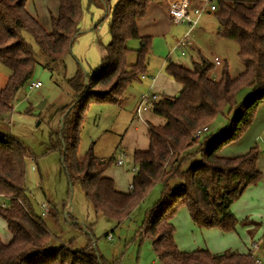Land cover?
<instances>
[{"label": "trees", "instance_id": "1", "mask_svg": "<svg viewBox=\"0 0 264 264\" xmlns=\"http://www.w3.org/2000/svg\"><path fill=\"white\" fill-rule=\"evenodd\" d=\"M151 1L117 0L109 26L111 41L103 46L99 68L90 77L77 72L67 80L73 98L81 97L61 112L57 135L61 166L69 184L80 186L94 213L116 224L129 216L155 184H161L162 198L148 213L140 234L149 240L160 264H256L250 253L178 251L170 220L183 207L198 229L232 232L238 221L229 211L230 206L248 187L264 178L257 170L256 147L235 158L219 156L223 146L242 136L257 108L264 104V0H215L216 35L237 45V57L243 65L236 78L229 76L226 64L217 77V69L211 77L213 64L201 54L190 70L167 61L164 72L180 87L179 97L162 96L151 103L153 115L161 118L163 125H147L148 147L133 153L135 173L127 193L116 191L113 180L104 175L115 158L98 160L92 148L82 157L76 155L87 102L93 99L120 106L128 87L145 76L152 38L140 37L136 22L144 17ZM27 2L0 0V64L10 72L0 90V117L12 113L14 95L30 81L36 65L49 71L63 69L64 58L79 32L81 0H58V12L50 17L49 32L27 12ZM88 2L87 6L100 8L109 0ZM25 36L31 38L36 49L25 41ZM131 40L139 44L135 51L127 47ZM132 52L136 60L128 64ZM244 88L250 89V95L236 105L235 96ZM71 112L72 118L67 119ZM226 114V130L211 141L207 136L210 126ZM203 128L207 132L199 141L195 135ZM32 157L21 142L0 136V198L6 201L0 205V219L10 235L7 243L0 239V264H105L101 257L88 253L92 242L84 255L69 245L50 249V234L41 220V211L34 213L25 185L26 161ZM189 161L191 164L184 168L182 165ZM172 180L179 184L170 188Z\"/></svg>", "mask_w": 264, "mask_h": 264}, {"label": "rangeland", "instance_id": "2", "mask_svg": "<svg viewBox=\"0 0 264 264\" xmlns=\"http://www.w3.org/2000/svg\"><path fill=\"white\" fill-rule=\"evenodd\" d=\"M116 1L109 0L102 7L96 8L92 4L87 6L88 0H81L82 16L79 32L71 44L70 53L64 58L63 69L49 71L41 65L34 67L30 81L14 95L12 113L0 117V136H8L21 142L33 154L32 159L26 161L25 185L35 214L40 212L39 203L45 201L50 205L49 215L41 219L50 234V249L69 245L73 251L84 255L89 242H92L89 244L92 249L88 253L101 257L105 264H160L151 243L141 238L140 234L148 213L158 205L162 198L163 186L155 184L136 204L129 217L116 224L94 213L80 186L69 184L60 162V142H58L57 135L63 118L61 112L69 106L72 107L79 96L81 97V95H76V98H73L74 95L67 80L74 77L77 72H80L83 77H90L99 68L104 55L103 46L111 41L109 26ZM31 2L32 0H28L27 5ZM217 28L218 23L214 12L204 13L197 27L188 32L191 47L196 49L191 47L184 49V56L179 55V50L169 40V36L152 39L146 72H153L152 77L155 80L162 76L163 79L167 78L163 75L165 74L163 64L168 60L190 70L192 63L198 59L197 50H199L202 56L210 59L217 58L221 62L219 68L217 67L216 77L226 64L229 76L236 78L243 71V65L237 57V45L219 38L216 35ZM47 29L50 31L49 26ZM170 32L180 39L186 30L182 26L173 25ZM24 38L36 49L31 38L28 36ZM138 46L135 40L127 44L132 51L137 50ZM135 60V53H130L127 58L128 64H134ZM9 74L10 72L0 64V90L5 86ZM210 76L212 77V73ZM33 82H39L41 86L37 89L30 88L29 85ZM148 86L147 79L132 83L120 106L97 103L90 99L82 114L77 157H82L89 148H92L96 159L108 161L116 158L120 150L127 151L123 166H117L115 162H112L104 173L106 177L110 175L114 177L115 190L120 193H127L130 189L134 176L131 168L135 167L133 153L143 151L140 149L148 147L147 128L144 129L146 126L139 123L133 115V109L141 94L148 90ZM163 88L167 93L165 97L175 95L173 88H176V84L171 78L166 80ZM250 92L248 88L239 91L235 96L236 105L248 98ZM42 103L43 107L37 109ZM72 116L71 112L66 118L71 119ZM144 116L148 124L153 127L163 125V120L153 115L151 110L144 113ZM228 118L227 114L218 117L210 126L207 136L211 141L226 130ZM134 119L137 123L132 125L131 122ZM254 147L257 148L259 157L264 158V104L257 108L250 126L242 136L237 141L223 146L219 156L239 157ZM195 148H192L191 152ZM195 158L198 159V156ZM189 164L191 161L185 166ZM178 184L179 181L178 183L176 180L172 181L170 188ZM5 203L6 201L0 198V205ZM170 224L174 229L173 240L176 248L182 253L206 249L212 238H215L208 235L211 234L208 232L221 235L220 231L198 229L183 207L175 212ZM243 225L246 224L239 223L238 227L243 228ZM107 235L111 236V241L106 240ZM5 236H8V231L5 223L0 219V239L4 240ZM229 236H231L228 237L230 238L229 245L237 241L244 250L245 246L248 250L251 243L257 241V238L247 233L246 238L237 233H231ZM242 238H245V241Z\"/></svg>", "mask_w": 264, "mask_h": 264}, {"label": "crops", "instance_id": "3", "mask_svg": "<svg viewBox=\"0 0 264 264\" xmlns=\"http://www.w3.org/2000/svg\"><path fill=\"white\" fill-rule=\"evenodd\" d=\"M26 10L30 15H32L40 23V25L43 27V29L46 32H49L47 27L49 26V29H50V17L51 16L56 17L57 15L58 0H32V2L26 6ZM207 14H210V13H207ZM172 26L173 25L170 23L166 15V6H165L164 0H152L147 6L144 17L140 18L136 22V28H137L138 35L140 37H151L152 39L163 38L164 36H169L170 38L169 40L172 41V39L176 37L175 35H172V33L170 32L172 29ZM191 48L194 50L196 49L195 47H191ZM197 53L200 54L199 50H197ZM207 59L210 60L211 62L214 58L212 59L207 58ZM148 63H149V60H148ZM166 64H167V61H165L163 64V73H165L164 68ZM152 73L153 72H146L145 74L147 76L145 75L143 79L140 78V80L147 79L149 82V86H148L149 88L146 92L154 93L158 97L165 96V94L167 93H165L166 91L163 88V86L166 84V80L169 79L170 77L167 76L166 74H163L167 78L163 79V76H162L155 80V78L152 77ZM179 90H180V87L176 84V88H173V93L176 95L178 94ZM143 94H141V96ZM125 96L127 95L125 94ZM168 97H172V95L171 96L168 95ZM140 98H139V101H140ZM138 103L133 109V115L135 119L139 121V123H143L144 126H146L144 128L146 129L148 125V120H146L147 118L144 116V113L146 114V112L148 111L142 112L141 117L137 118L134 111ZM135 119L131 122L132 125H135L137 123L135 122ZM137 128L142 130V128L140 127H137ZM145 149L142 148L140 150H145ZM120 151L124 152L123 150H120ZM126 152H124L125 156L122 160V165L120 166H123V163L125 162V159L127 157ZM186 163L182 166L187 167L185 166ZM257 170L260 171L264 177V158L263 157L261 158L259 157L257 161ZM131 171L135 173V168L134 167L131 168ZM107 177L112 179L114 182L113 176L110 175ZM172 181L175 182V180H172ZM176 183H178V180H176ZM40 204L49 205V203L45 201L39 203L38 205L40 206ZM229 211L237 219L238 224L245 223L246 225H243V228L238 227L237 225L234 231L228 232V233H222L221 231L219 232V230L217 229H206V230H216L221 235L219 236L218 234H214L213 232H208V233H211L208 235H212L215 238H212V241H210L211 243L207 245L206 249H198V250H207L209 253L215 254V255L223 254L225 252H234L238 254L250 253L257 261L260 262V264H264V178L256 186L248 187L242 193V195L230 206ZM231 233H237L238 235L241 234L242 237H245V238H246V233H247V234H250L252 237L257 238V241L252 242L250 247H248V250H247V247L245 246L244 247L245 250H244L241 244L237 241H233V244L229 245L230 238L228 237H231L229 236ZM245 238H242L243 241H245ZM9 240H10L9 233H8V236H5L4 240L1 239L3 243H7ZM254 244L257 247L256 249L253 250L252 246Z\"/></svg>", "mask_w": 264, "mask_h": 264}, {"label": "built area", "instance_id": "4", "mask_svg": "<svg viewBox=\"0 0 264 264\" xmlns=\"http://www.w3.org/2000/svg\"><path fill=\"white\" fill-rule=\"evenodd\" d=\"M166 6V15L172 25H178L185 28L186 33L182 38L178 39L174 37L172 42L176 49L179 50V55L184 56L186 48L191 47V38L188 32L197 27L200 17L204 13H213L216 11L215 0H164ZM211 63L213 64L212 76L217 67L221 65V62L214 58ZM144 77L141 76V79ZM41 85L39 82H33L29 85L30 88L37 89ZM159 97L150 92L144 93L135 109V115L137 118L141 117L142 112L151 110V103L157 101ZM207 132L206 128L201 129L195 135V138L201 141L203 134ZM125 156L124 152L119 151L115 159V164L122 165V160ZM131 188V187H130ZM40 216L44 218L49 214V207L47 204L40 205ZM106 240L111 241V236L106 237ZM256 245L252 246V249H256ZM256 264H260L259 261H255Z\"/></svg>", "mask_w": 264, "mask_h": 264}, {"label": "water", "instance_id": "5", "mask_svg": "<svg viewBox=\"0 0 264 264\" xmlns=\"http://www.w3.org/2000/svg\"><path fill=\"white\" fill-rule=\"evenodd\" d=\"M176 98L177 97H179V94H176V96H175ZM43 107V103L42 104H40L38 107H37V109H41Z\"/></svg>", "mask_w": 264, "mask_h": 264}]
</instances>
